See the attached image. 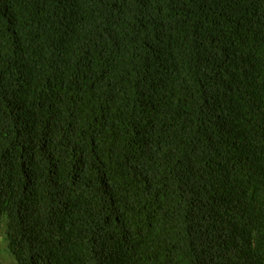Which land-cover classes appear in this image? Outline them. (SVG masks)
Instances as JSON below:
<instances>
[{"label":"trees","instance_id":"1","mask_svg":"<svg viewBox=\"0 0 264 264\" xmlns=\"http://www.w3.org/2000/svg\"><path fill=\"white\" fill-rule=\"evenodd\" d=\"M0 229L13 264H264V0H0Z\"/></svg>","mask_w":264,"mask_h":264},{"label":"rangeland","instance_id":"2","mask_svg":"<svg viewBox=\"0 0 264 264\" xmlns=\"http://www.w3.org/2000/svg\"><path fill=\"white\" fill-rule=\"evenodd\" d=\"M0 264H13L12 259L6 251V244L2 229H0Z\"/></svg>","mask_w":264,"mask_h":264},{"label":"bare ground","instance_id":"3","mask_svg":"<svg viewBox=\"0 0 264 264\" xmlns=\"http://www.w3.org/2000/svg\"><path fill=\"white\" fill-rule=\"evenodd\" d=\"M207 65V64H206ZM104 117V116H103Z\"/></svg>","mask_w":264,"mask_h":264}]
</instances>
